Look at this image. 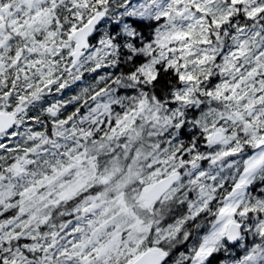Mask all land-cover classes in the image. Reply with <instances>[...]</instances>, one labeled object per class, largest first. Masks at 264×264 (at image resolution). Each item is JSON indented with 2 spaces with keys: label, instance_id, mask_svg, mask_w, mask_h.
Masks as SVG:
<instances>
[{
  "label": "clouds",
  "instance_id": "clouds-1",
  "mask_svg": "<svg viewBox=\"0 0 264 264\" xmlns=\"http://www.w3.org/2000/svg\"><path fill=\"white\" fill-rule=\"evenodd\" d=\"M0 264H264V0H0Z\"/></svg>",
  "mask_w": 264,
  "mask_h": 264
}]
</instances>
